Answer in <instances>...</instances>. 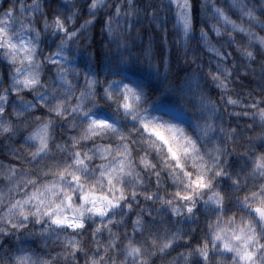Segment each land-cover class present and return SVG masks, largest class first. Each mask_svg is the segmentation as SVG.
Instances as JSON below:
<instances>
[{"label":"snow or ice","instance_id":"obj_1","mask_svg":"<svg viewBox=\"0 0 264 264\" xmlns=\"http://www.w3.org/2000/svg\"><path fill=\"white\" fill-rule=\"evenodd\" d=\"M0 264H264V0H0Z\"/></svg>","mask_w":264,"mask_h":264}]
</instances>
